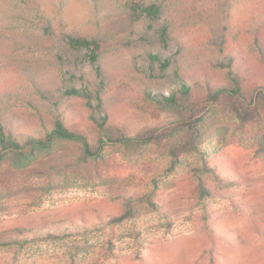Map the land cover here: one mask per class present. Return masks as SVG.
<instances>
[{
  "label": "rangeland",
  "instance_id": "374dc122",
  "mask_svg": "<svg viewBox=\"0 0 264 264\" xmlns=\"http://www.w3.org/2000/svg\"><path fill=\"white\" fill-rule=\"evenodd\" d=\"M1 132L0 264H264V0H0Z\"/></svg>",
  "mask_w": 264,
  "mask_h": 264
},
{
  "label": "trees",
  "instance_id": "16d2710c",
  "mask_svg": "<svg viewBox=\"0 0 264 264\" xmlns=\"http://www.w3.org/2000/svg\"><path fill=\"white\" fill-rule=\"evenodd\" d=\"M143 11L148 14V16H157L159 13V7L152 5L143 8ZM71 44L74 47L80 48V49H86L88 51L89 57L91 59L92 63H96L99 58V51H100V46L95 42V41H90L87 39L83 38H70ZM150 60L152 62H158L160 63V66L163 70L167 69L169 65L171 64V61L169 59L162 60L161 56L158 54H151L150 55ZM190 88L189 87H184V92L185 94H189ZM239 88H236L235 90H229L227 88H220L217 90L216 96H231V95H237L239 92ZM68 94H79L81 93L80 89H75V88H69L67 89ZM84 97H90L87 93L82 94ZM165 102L167 103H172L175 102L176 96L174 95H169V96H164ZM11 136L8 134L5 136L4 132H1V139H0V145L2 148L3 152H13V151H22V146L15 140L10 138ZM126 141H138L142 142L143 137L139 138H127L125 139ZM56 141H79L82 143L84 146V151L86 154H90V148L89 145L86 141V138L82 135H79L77 133H74L72 131H69L63 124V122L60 119L56 120L55 127L47 134L45 139H36V138H31L29 140V146H30V152L31 154H34L35 151L39 150H50L53 145L55 144ZM200 188L202 190V193H207L206 189L203 185L202 182H200Z\"/></svg>",
  "mask_w": 264,
  "mask_h": 264
}]
</instances>
